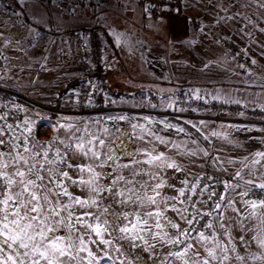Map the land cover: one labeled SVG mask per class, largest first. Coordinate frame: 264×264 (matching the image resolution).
Here are the masks:
<instances>
[{"label":"snow or ice","instance_id":"obj_1","mask_svg":"<svg viewBox=\"0 0 264 264\" xmlns=\"http://www.w3.org/2000/svg\"><path fill=\"white\" fill-rule=\"evenodd\" d=\"M216 6V23L235 21L241 38H252L255 32L264 33V27H260V23H264V14L260 13L264 0H231L228 6L223 0H217ZM253 6L256 12L252 15H256L259 22L248 13ZM175 11L179 14L181 9ZM220 12L226 15L221 16ZM32 31L30 28L29 32ZM110 35L120 43L121 33L113 29ZM259 47L264 48V45ZM261 55L264 56V51ZM251 63L257 61L251 59ZM16 107L23 110L22 106ZM8 115L0 114L3 122L0 123V264H100L101 260L109 264H124L125 260L135 264L125 254L124 242L133 252L139 249L145 254L146 259L136 256V260L144 259V264L149 261L153 264H231L230 253H235V260L243 264L245 257L238 253V243L251 247L255 242L257 247L264 248V234L248 240L244 225L248 219H259L260 225H264V180L256 178V166L264 168V151L252 153L250 164L245 157L241 170L226 180L197 175L193 181H180L182 186L176 188L168 184L161 173L165 169L177 172L182 169L163 152L138 148L134 153H126L125 159L122 153L126 146L122 143L112 146L118 137L113 135L106 141L87 133L86 129L73 131L71 123L56 126L57 132L64 129L67 133V143L58 136L41 142L34 135V122L30 118L19 123L14 119L10 123ZM156 139L167 143L158 136ZM261 142L264 143V138ZM201 151L213 164L220 162L219 157ZM75 155L90 162L73 163ZM138 156L147 159L141 160ZM228 163L235 161L230 159ZM141 164L155 165L159 171L140 170ZM243 169H248L247 175L253 178L245 179ZM138 177L148 179L141 182ZM102 180L105 183L102 184ZM234 181H243L245 186L238 195L249 210L247 215L235 206V199L228 198L229 190L240 186ZM73 185L86 188L89 195L83 198L74 195L69 191ZM217 185H222L219 191ZM166 187L173 189L176 195H165ZM97 197L107 199L109 207L92 211L99 209ZM205 206L207 210H203ZM119 208L130 210L117 211ZM229 210L233 215L227 214ZM104 215L115 217V226L108 219H101ZM233 228L240 230L238 237L233 236ZM91 246L97 247L103 255H98ZM112 249L118 254L115 258L110 254ZM252 259L264 260V256Z\"/></svg>","mask_w":264,"mask_h":264},{"label":"crops","instance_id":"obj_2","mask_svg":"<svg viewBox=\"0 0 264 264\" xmlns=\"http://www.w3.org/2000/svg\"><path fill=\"white\" fill-rule=\"evenodd\" d=\"M20 1L26 11L22 29L27 34L30 28L39 33L35 65L33 67L27 59V47L22 46L20 65H13L10 55V61L1 68L0 76L6 81L18 77L21 87L30 90L41 101L47 98L64 99L60 94L81 69L74 33L79 29L99 28L107 41V80L115 93L125 94L126 100L140 101L151 93L163 98L180 83L188 82L217 100L264 110V56L234 32L217 28L221 24L215 22V26L194 30L190 17L177 14L175 10L169 12L163 9L160 18L153 20L144 13L137 0H103L99 12H94L92 6L79 8L64 0H57L51 4V15L43 0ZM9 12L0 7V33L8 34L10 31L7 25L11 19ZM113 29L122 34L119 44L110 35ZM225 38L231 40L234 47L242 45L257 61L254 74L249 75L239 69L234 50L236 47H227ZM260 45L263 44L260 42ZM0 50L7 54L2 47ZM205 64L209 66L205 68ZM168 101L172 104V97L169 96ZM178 112L184 113L186 110L180 109ZM192 123L212 143L213 157H219L220 162L216 164L220 165L222 171L227 169L225 175L232 176L241 170L245 157L249 158L247 162L250 164L252 153L264 151V143L261 142V138H264V118L215 124L211 119L198 117ZM128 124L135 134L152 126L149 119L127 120ZM133 125L136 127L133 128ZM244 128L251 130L243 131ZM230 159L235 163L229 164ZM256 168V178L264 180V175H261L264 168L259 165ZM243 171L245 179L253 178L247 175L248 169ZM234 183L240 186L229 199H235V206L247 215L249 210L242 205V198L238 195L244 190L243 181ZM227 214L233 215L230 210ZM244 225L246 239L264 234L261 233L264 225H260L259 219L245 220ZM232 233L238 237L240 230L233 228ZM242 246L237 244L238 253L245 257V261H253V255L241 252ZM251 246L256 251L254 256H264V248L256 247L255 242ZM232 260L240 264L235 260V254ZM259 262L264 264V260Z\"/></svg>","mask_w":264,"mask_h":264},{"label":"rangeland","instance_id":"obj_3","mask_svg":"<svg viewBox=\"0 0 264 264\" xmlns=\"http://www.w3.org/2000/svg\"><path fill=\"white\" fill-rule=\"evenodd\" d=\"M45 2V0H43ZM57 1V0H53ZM52 1V2H53ZM70 4L76 5L78 3V0H64ZM119 1V0H118ZM45 4L48 7L49 14L51 15V4ZM92 9L94 12H99L100 6L103 2V0H92ZM158 3H160V6L162 8L161 10H168L173 11L176 8H180L181 11L179 13L184 14V16H188L191 18L192 22V28L194 30H199L201 28H204L206 26H215L216 22V16L214 15L217 11V0H212V3H209V0H178L172 2L171 6H164L162 4V0H157ZM231 3V0H223V4L225 6H228ZM23 3L20 0H8L6 4H1V8H6L10 10V16L11 19L7 21V25H9L10 31L8 34L0 33V47H2L6 53H2L3 56L6 57V63L8 61L13 62V65L16 64V67L20 65V49L22 46L26 50L27 59L29 62L32 63L34 67V63L36 61V52H37V44L39 43V36L32 31L31 33L25 32V29L23 30L21 27V23H25L26 19V11L24 8H22ZM91 6V5H90ZM165 7V8H164ZM144 13L151 19L152 17L149 16V14L144 10ZM235 10V9H231ZM256 12L255 7L248 10L249 15H252V13ZM261 14H264V9L260 10ZM220 15H226L224 12H220ZM7 18V16H5ZM252 19L256 22H259L258 17L256 15H252ZM157 20V19H153ZM221 26L217 28H221V30L225 31H232L237 36L240 37V39L246 43H250V45L258 50L259 53H261L264 49L259 47L260 42L264 45V33L255 32L254 36L252 38L243 37L241 38L240 35L237 34V28L239 25L236 24L235 21H230L227 23H220ZM178 27V26H177ZM224 27V28H222ZM260 27H264V23H260ZM101 30V29H100ZM101 32L104 34V32L101 30ZM105 36V35H104ZM76 39V38H75ZM106 39V37H105ZM225 45L227 42H230L232 46H227L231 49H234L236 51V55L239 61V65L241 64V59L246 57L248 59H253L252 56L246 51V49L242 45H233L232 41L229 39H224ZM107 43V41H106ZM24 50V51H25ZM239 53V54H237ZM9 54V55H8ZM11 57L9 58V56ZM81 62V61H80ZM4 65V66H5ZM255 67L252 71L247 72L244 68L239 67V69L242 72H245L249 75L254 74L257 71V64H254ZM79 74V73H78ZM77 74V76H78ZM76 76V78H78ZM75 78V79H76ZM0 79L3 80L0 76ZM8 82L14 91L19 92L20 96L17 97V105L22 106L23 110H20V116L22 119L30 118L34 122V129L35 127L39 126V124L45 125L46 130L51 131L49 138L52 136H58L60 140H64L65 143H67V133L64 129H60L59 132L56 131V126L58 124H73L74 128L73 131H75V128L80 129H86L87 133L91 135L98 136L101 139H105L106 141H110L112 136L115 135L118 137V139L115 140V144L112 146L115 147L116 145L121 144V142H125L128 144V151L127 149L123 150V153L125 155V159H127L126 153H134L136 149H146L148 151H152V149H155L157 153L163 152L166 154L169 160H174L179 166L181 167L182 171L177 172L174 169H165L161 175L167 180L168 184L175 185L176 188H178V183L181 179L190 176L191 174H194L196 172L210 169L215 172H219L221 174H224V171L220 169V165L213 164L212 160L208 157H205L203 155V151L201 149L208 151L211 153L212 156H214V150L212 148V143L208 141L193 125L192 120L193 118L189 116L186 112H178L180 109L174 104L173 101V94L174 91L181 85H189L191 88L194 89L195 92H203L202 90H199L196 86L193 84H190L188 82H182L180 85L177 86V88L174 89V91H171L169 94H164L165 96L162 98L157 93H151L148 97H144L140 101H134V100H125L127 104L130 106H146L147 108H156L160 110H170L173 112H178L179 114L171 115L168 113H155V114H147L145 112L135 113L131 111H114V112H104V113H95V114H79L77 113L73 108L67 106L65 102V96L68 91V88L66 91H63L60 96H64L62 101H58L57 99L52 100L50 98H47L46 100H39L36 98L35 94L31 93L28 89H23L19 83V78H13V81H6ZM74 87V86H73ZM65 90V89H64ZM169 96L172 97V104L168 101ZM15 97V96H14ZM168 97L167 101L165 100ZM215 99V98H214ZM217 100V99H216ZM119 102V101H118ZM227 102V101H226ZM0 107H3V104L0 100ZM250 107H256V106H250ZM53 108H56L53 110ZM0 114H4V112L0 111ZM68 118L67 120L65 118ZM123 118V119H121ZM151 120V128L144 130V132H139L138 134H135L132 132L130 125L127 126V120ZM9 122V121H8ZM0 123H3L0 121ZM155 125V126H153ZM126 127V128H124ZM154 127V128H153ZM129 128V129H128ZM180 128H183V131H179ZM154 130V133L152 131ZM107 130V131H105ZM127 131L126 133L124 131ZM122 132V139L121 137ZM150 132V133H149ZM46 133V131H44ZM130 133V135H129ZM83 133H78V135ZM35 135V134H34ZM129 136V137H128ZM162 138L167 143H161L159 140L156 139V137ZM128 137V140H127ZM138 137H143V139H139ZM47 138V140L49 139ZM86 139L89 138L88 136L85 137ZM46 140V141H47ZM137 145L139 147H137ZM174 145H178L179 147H174ZM61 148L64 147V145H59ZM133 147V148H132ZM131 151V152H130ZM117 152L120 153L121 150L117 149ZM195 152V155H192V153ZM138 159L144 160L147 159V157L144 156H138ZM73 163H89L90 161L85 160L83 157L79 155H75L72 157ZM140 170L156 173L159 171V169L155 165H148V164H141L138 166ZM99 171V169H98ZM107 173L105 172V175ZM127 175V171L125 172ZM86 175V174H85ZM228 176V175H226ZM230 177V176H228ZM141 179V182L143 180L148 179V177L139 178ZM101 183H105V181H101ZM69 191L72 192L74 195H79L82 198L87 197L89 195L88 190L82 189L79 186L73 185L69 187ZM234 192H236V189L234 191L230 190L229 196L232 195ZM163 193L167 196H173L176 195L175 191L171 188H164ZM231 193V194H230ZM98 200H100L99 209L93 208L92 211H102L103 208L109 207V201L107 199H101L100 197H97ZM246 199V198H244ZM130 210V208H119L117 211H126ZM77 211H80V209H77ZM109 211L111 212L112 209L110 208ZM248 214V213H247ZM169 216H172V213H168ZM108 219L109 223L113 224L115 226V217L110 215H104L101 217V219ZM113 235H116L113 233ZM249 240V238H248ZM92 250L96 252L98 255H103V253L100 252V250L95 247L91 246ZM257 247V246H256ZM253 247H248L246 245H243L241 247V252H244L248 255H255ZM124 251L125 254L132 260L135 261V264H144V259H146V256L144 253H142L139 249H137L135 252H133L127 242H124ZM240 252V251H239ZM113 257L115 258L118 254L115 253V250L112 249L111 253ZM235 253H230L232 256ZM85 255V254H81ZM140 255L144 257V259L136 260V256ZM257 256V255H256ZM238 262H234V260L231 261V264H235ZM264 263V262H263ZM100 264H109L106 260H101ZM124 264H128V261L125 260ZM148 264H153L152 261H149ZM242 264V262H240ZM243 264H260L259 260H246L243 262Z\"/></svg>","mask_w":264,"mask_h":264},{"label":"built area","instance_id":"obj_4","mask_svg":"<svg viewBox=\"0 0 264 264\" xmlns=\"http://www.w3.org/2000/svg\"><path fill=\"white\" fill-rule=\"evenodd\" d=\"M52 1L53 0H45L47 4H50ZM174 1L178 2V0H162V4L168 7L171 6ZM7 2L8 0H0V3L3 5ZM137 2L144 7V10L150 17L153 19L160 18V9L162 6H160L157 0H137ZM92 3V0H78L76 6L85 8L90 5L92 6ZM74 35L81 61V69L77 76L78 83L74 87L68 89L66 93L65 102L67 106L73 108L77 113L84 115L114 111L145 112L147 114H179L176 111H163L156 108H147L146 106H130L127 104V101L125 102V94L115 93L107 80L106 64L108 57L106 39L101 30L99 28L79 29ZM226 45L232 46L230 42H227ZM5 63L6 57L0 52V70ZM241 64L245 65L243 68L247 70V72L252 71L255 67V65L251 63V60L246 57L241 59ZM19 94V92L14 91L8 82L0 79V100L3 104V107H0V111L9 114L8 121L10 123H12L14 119L15 123H19L23 120L20 116V110H17L16 107L18 106L16 103ZM172 97L174 104L179 109L189 111L187 114L193 119L198 117L208 118L215 124H220L223 122H243L247 118H264V110L259 107H250L245 104L216 100L207 92H195L189 85L179 86L174 91ZM240 113H243V115H240ZM45 127V125L39 124L38 126L37 124L34 129V134L41 142H46L51 133L50 129L46 130ZM44 131H46V133H44ZM197 175L214 176L219 180H226L229 178L219 172L205 169L191 174L180 181L184 179L193 181ZM180 181L178 183V188L182 186ZM203 182L212 183L211 181ZM221 187L222 185H217V190L219 191ZM194 199H197V197H194ZM199 199L203 200L204 197H199ZM199 206L198 204L197 207ZM203 210H207V206H205Z\"/></svg>","mask_w":264,"mask_h":264},{"label":"trees","instance_id":"obj_5","mask_svg":"<svg viewBox=\"0 0 264 264\" xmlns=\"http://www.w3.org/2000/svg\"><path fill=\"white\" fill-rule=\"evenodd\" d=\"M78 83V78L74 79L73 81L69 82V84L67 85V87L65 88L64 91H66L68 88H71L73 86H75ZM113 90V89H112ZM114 91V90H113Z\"/></svg>","mask_w":264,"mask_h":264},{"label":"bare ground","instance_id":"obj_6","mask_svg":"<svg viewBox=\"0 0 264 264\" xmlns=\"http://www.w3.org/2000/svg\"><path fill=\"white\" fill-rule=\"evenodd\" d=\"M124 132L126 133L127 131L125 130ZM129 135H130V133H129ZM128 137H129V136H128ZM128 137H127V140H128ZM120 139H122V132H121V137H120ZM121 143H122V142H121ZM127 143H128V142H127ZM127 143L123 142L122 144L126 146L124 149H127V151H128L129 149H128V144H127ZM130 152H131V151H130Z\"/></svg>","mask_w":264,"mask_h":264}]
</instances>
